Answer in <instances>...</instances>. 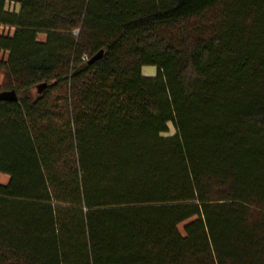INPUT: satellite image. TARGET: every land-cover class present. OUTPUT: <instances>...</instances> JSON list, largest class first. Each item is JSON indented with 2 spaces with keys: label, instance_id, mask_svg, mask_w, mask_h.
Returning <instances> with one entry per match:
<instances>
[{
  "label": "trees",
  "instance_id": "1",
  "mask_svg": "<svg viewBox=\"0 0 264 264\" xmlns=\"http://www.w3.org/2000/svg\"><path fill=\"white\" fill-rule=\"evenodd\" d=\"M0 72V264H264V0H0Z\"/></svg>",
  "mask_w": 264,
  "mask_h": 264
},
{
  "label": "rangeland",
  "instance_id": "2",
  "mask_svg": "<svg viewBox=\"0 0 264 264\" xmlns=\"http://www.w3.org/2000/svg\"><path fill=\"white\" fill-rule=\"evenodd\" d=\"M39 39L40 40H44L45 39V35L44 34H40L39 35ZM142 73L145 76H155L157 73V68L155 66H150V65H146L142 67ZM4 82V75L0 72V85H2ZM44 90V89H43ZM170 127V132L168 133V135H172L175 133L174 127L172 124H169ZM9 177L5 174L0 173V183H7L8 182Z\"/></svg>",
  "mask_w": 264,
  "mask_h": 264
},
{
  "label": "water",
  "instance_id": "3",
  "mask_svg": "<svg viewBox=\"0 0 264 264\" xmlns=\"http://www.w3.org/2000/svg\"><path fill=\"white\" fill-rule=\"evenodd\" d=\"M101 55H102V52L97 54L92 60H96ZM45 87H46V84H42V85L38 86L40 91H42ZM0 99H2V100H16L17 99V95H16V92L14 90L7 91V92H2V93H0Z\"/></svg>",
  "mask_w": 264,
  "mask_h": 264
}]
</instances>
